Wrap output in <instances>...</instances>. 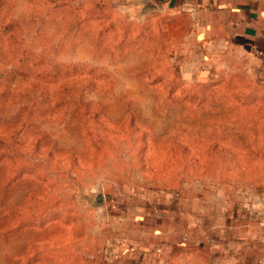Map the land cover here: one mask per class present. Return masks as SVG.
<instances>
[{
  "label": "rangeland",
  "instance_id": "1",
  "mask_svg": "<svg viewBox=\"0 0 264 264\" xmlns=\"http://www.w3.org/2000/svg\"><path fill=\"white\" fill-rule=\"evenodd\" d=\"M184 7L0 0V264H264V56Z\"/></svg>",
  "mask_w": 264,
  "mask_h": 264
},
{
  "label": "crops",
  "instance_id": "2",
  "mask_svg": "<svg viewBox=\"0 0 264 264\" xmlns=\"http://www.w3.org/2000/svg\"><path fill=\"white\" fill-rule=\"evenodd\" d=\"M182 1L186 14L207 38L231 41L264 56V0Z\"/></svg>",
  "mask_w": 264,
  "mask_h": 264
}]
</instances>
